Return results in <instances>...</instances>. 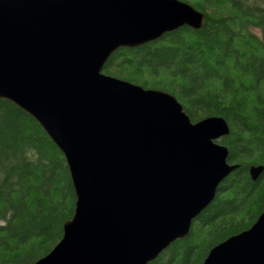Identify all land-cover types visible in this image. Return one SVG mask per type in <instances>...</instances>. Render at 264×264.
<instances>
[{"label": "water", "instance_id": "obj_1", "mask_svg": "<svg viewBox=\"0 0 264 264\" xmlns=\"http://www.w3.org/2000/svg\"><path fill=\"white\" fill-rule=\"evenodd\" d=\"M205 19L181 0H0V99L45 130L76 195L61 240L34 264H149L239 168L218 142L223 117L192 122L173 94L103 72L118 49ZM249 171L256 181L264 166ZM202 264H264V211Z\"/></svg>", "mask_w": 264, "mask_h": 264}, {"label": "trees", "instance_id": "obj_2", "mask_svg": "<svg viewBox=\"0 0 264 264\" xmlns=\"http://www.w3.org/2000/svg\"><path fill=\"white\" fill-rule=\"evenodd\" d=\"M206 15L135 48L118 49L103 72L173 94L192 122L223 117L218 142L237 164L190 233L149 264H202L216 244L264 211V0H181ZM256 30H261L260 33ZM76 195L63 153L40 124L0 99V264H34L61 240Z\"/></svg>", "mask_w": 264, "mask_h": 264}, {"label": "rangeland", "instance_id": "obj_3", "mask_svg": "<svg viewBox=\"0 0 264 264\" xmlns=\"http://www.w3.org/2000/svg\"><path fill=\"white\" fill-rule=\"evenodd\" d=\"M261 30H256V32L260 33Z\"/></svg>", "mask_w": 264, "mask_h": 264}, {"label": "bare ground", "instance_id": "obj_4", "mask_svg": "<svg viewBox=\"0 0 264 264\" xmlns=\"http://www.w3.org/2000/svg\"><path fill=\"white\" fill-rule=\"evenodd\" d=\"M187 3V2H186ZM189 4V3H188ZM191 5V4H190ZM196 9V8H195ZM199 11V10H198ZM201 12V11H200ZM203 13V12H202ZM161 38V37H160ZM159 39V38H158Z\"/></svg>", "mask_w": 264, "mask_h": 264}]
</instances>
